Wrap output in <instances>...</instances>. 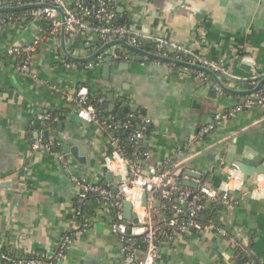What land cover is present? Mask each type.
<instances>
[{"label":"crops","instance_id":"1","mask_svg":"<svg viewBox=\"0 0 264 264\" xmlns=\"http://www.w3.org/2000/svg\"><path fill=\"white\" fill-rule=\"evenodd\" d=\"M115 9L119 23L141 36L145 50L165 37L209 63L225 62L231 75H217L233 93L219 90L214 78L193 69L150 58L138 61L136 53L122 46L98 54L104 44L94 29L70 38L66 34L68 52L81 60L74 61L63 49L61 33L51 35L44 19L23 14L0 18V246L15 256L49 257L66 233L88 222L85 233L74 235L64 264H125L120 238L109 228L114 217L109 204L92 196L83 217L75 214L73 174L117 192L127 168L111 158L114 132L75 113L71 98L82 87L103 115L115 120L112 127L120 128L130 113L139 114L138 129L148 139L147 147L141 140L142 151L149 153L141 160L147 171L160 167L180 174L183 166L213 184L216 166L224 179L221 166L229 163L233 146L237 158L264 162V106L243 107L264 91L263 84L253 92L264 79V0H115ZM40 38L22 66L10 59V48L33 45ZM114 50H125L127 58L114 59L106 75L104 65ZM246 57L250 62H244ZM210 88L217 90V98L208 95ZM239 106V112L229 114ZM219 114L226 117L217 121ZM48 116L56 119L53 128L46 126ZM37 119L42 120L39 127ZM210 124L215 128L193 143ZM146 126L150 133L145 134ZM38 140L48 141V147L36 148ZM65 145L78 148L84 161L65 153ZM198 150L202 155H195ZM195 178L182 179V187L192 189L184 181ZM233 194L235 208L222 207L217 214L226 234L210 227L178 235L161 246L157 264H249L238 257L242 249L264 262V174L246 179L243 173Z\"/></svg>","mask_w":264,"mask_h":264},{"label":"built area","instance_id":"2","mask_svg":"<svg viewBox=\"0 0 264 264\" xmlns=\"http://www.w3.org/2000/svg\"><path fill=\"white\" fill-rule=\"evenodd\" d=\"M39 3H47L62 8L66 17V32L73 36L84 29H94L103 44L114 40H125L138 48L145 46L143 39L137 32L116 23L115 0H74V2L70 0H0V8ZM29 14L35 19L47 21L51 35L56 36L61 32L62 21L61 17H58L56 10L49 7H37L30 9ZM40 40L42 38L33 45L13 46L8 50V55L10 57H18L21 54H25L30 58L32 52L36 51ZM150 51L177 60L197 63L211 68L216 73L231 75L225 67V62L209 63L194 50L174 43L165 37L156 38L154 47ZM184 54L189 56L190 59H184ZM108 56L119 60L127 58V52L125 50H114ZM28 63L29 59L24 66H27ZM90 66H92L91 63L87 65V67ZM200 74L204 76L203 73L200 72ZM71 99L73 109L79 118L94 123L104 130L110 126L108 121L103 118L94 100L90 98L89 90L86 87L77 90ZM256 104L264 106V91L259 92L254 99L247 101L243 107H252ZM241 109L242 106L236 107L229 114H235ZM128 116L132 118L135 114L130 113ZM225 117V114H219L217 115V121ZM47 120L53 123L56 119L48 116ZM125 126H130V122H127ZM214 128L215 124L204 126L199 134L193 138V143H200ZM132 137L137 140L138 145L131 156L125 153L118 137L113 136L110 141L112 147L111 158L115 157L127 165L117 192L100 183L89 182L85 177L78 174L72 175V180L78 188L76 216L83 217L84 206L92 196H97L109 204V207L114 212L109 228L120 238L125 264H157L163 244L169 243L176 236L192 230L213 227L220 233L226 234V230L221 226L213 224L202 225L198 215L205 209V202L207 201L219 202L228 211L235 208L238 204V199L233 194V191L237 182H241L243 176L240 167L235 163L223 161L221 168L224 173V179L221 185L215 187L207 178L199 175L198 178L194 179L197 184L195 188L197 191L195 192L193 188L189 189L180 186V183L176 180V176H179V174L174 169V172L172 170L160 171V167H152L147 171L140 157L148 156L149 153L143 152L139 148V144L144 137V129L136 130ZM35 147L39 149L47 148L48 144L38 140L35 142ZM199 153L200 151L198 150L195 155ZM58 156L65 166H69V161L64 154L58 153ZM182 163L184 162L182 161ZM179 170L180 173L183 170L182 179L187 180L190 176L187 174L188 170L183 166ZM144 191H147L146 206L142 204ZM126 200L132 202L133 210L137 213L136 220L129 221L125 219L124 202ZM157 202H160V206L156 205ZM166 202H169L170 205L167 206ZM169 208L172 216L167 218L165 213ZM88 227L89 223L86 222L79 230L66 233L56 250L49 257H19L0 246V261L9 264H64L66 253L73 246L74 235L85 233ZM139 251H142V256H137ZM244 252L249 259V264H258L249 250L245 249Z\"/></svg>","mask_w":264,"mask_h":264},{"label":"water","instance_id":"3","mask_svg":"<svg viewBox=\"0 0 264 264\" xmlns=\"http://www.w3.org/2000/svg\"><path fill=\"white\" fill-rule=\"evenodd\" d=\"M37 7H42V8L43 7H49V8H52V9L56 10L60 14L61 21H62V28H61V32L60 33H61V36H62L63 49H64L65 53L67 54V56L69 58H71L72 60H74V61L75 60H80V59L72 56L68 52V50L66 48V43H65V38H66V34H67V32H66V17H65V14H64V11L62 10V8L54 6V5H51V4H47V3H39V4H27V5H23V6H14V7H2V8H0V13L22 11V10H25V9H32V8H37ZM121 10H122V8H120V11ZM112 46H122V47H124V48H126V49H128V50H130V51H132L134 53H136V55H138V56H136L135 59L138 60V61H143L146 58H150V59H153V60H157L159 62H164V63L177 65V66H183L185 68L196 70L198 72L203 73L204 76H211L212 78H214L215 79V83L217 84V86L219 87L220 90H224V91L233 93V91L231 89L227 88L224 85V83L219 79V76L217 75V73L214 70H212L211 68H209V67L202 66V65L197 64V63H191V62L184 61V60H177V59H174L172 57L156 54V53H153V52H151L149 50H145L143 48L135 47V46L129 44L125 40H114V41H111V42H108V43L104 44L103 47L99 50L98 54H100L101 52L107 50L108 48H110ZM89 60H91V58H88V59L83 60V61L86 62V61H89ZM112 61H114V59L112 57H107V63L104 65V69H105L106 75H107V73L110 70ZM244 62H250V60L246 57V58H244ZM121 65L125 66L126 64H121ZM263 84H264V79L259 83L258 87L253 90V92H257L263 86ZM208 95L212 96L214 98H217L218 97L217 90H214L213 88L208 89ZM41 121H42L41 119H37L35 121L36 127H39L41 125ZM208 122L209 123L212 122V118L208 119ZM45 136L47 138L49 137V131L48 130L45 131ZM144 139H145L144 147H147L148 146L147 136H145ZM63 148H64V152L65 153L72 154V156H74V158L78 162H83L84 161V158L79 155V152L77 150L78 148L71 147V146H68V145H65ZM234 149L235 148L233 146L232 149H231L232 153L228 154L227 160H228L229 163L237 164L240 167V169L242 170V172L245 174V178L246 179L251 177L253 174H264V162L245 161L241 157L237 158L234 155V153H233ZM203 154H205V153H203ZM200 155H202V154H200ZM213 172H214V175H213V178H212L213 185L215 187H219L221 185L222 181H223V177L219 173V168L217 166L214 167ZM187 174H189L192 177H197V178L199 177V174H197L195 172H192V171H187ZM182 175H183V170L179 174V176L182 177ZM107 176L109 178H111L112 175H111L110 172H108ZM184 184L186 186H189V187H192V188H196L197 187V184L195 182H189V181L185 182L184 181ZM142 204L144 206L147 205V191H144L143 194H142ZM156 205L160 206V202H157ZM124 216H125V219H127L129 221L137 219V213L133 210V205H132V202L130 200H126L124 202Z\"/></svg>","mask_w":264,"mask_h":264},{"label":"trees","instance_id":"4","mask_svg":"<svg viewBox=\"0 0 264 264\" xmlns=\"http://www.w3.org/2000/svg\"><path fill=\"white\" fill-rule=\"evenodd\" d=\"M29 12H30V9H25V10H22L20 12H3V13H0V18H8V17L17 18V17H20L22 14L24 16H27V18H33V17L30 16ZM116 23L120 24L118 19H116ZM49 28H50V26H49ZM67 36L70 38L71 34L67 33ZM102 44H103V42L100 40V45H102ZM125 50L128 52V49H125ZM183 56H184V59H186V60L190 59V57L185 55V54ZM25 57H26L25 54H21L18 57H10V59L13 62H16L18 65L22 66L23 65L22 62L25 59ZM193 72L194 73H198L195 70H193ZM89 96H90V98L92 100H94L96 106L99 108V104L97 103V101H95V98L93 97V95L91 93H89ZM99 110H100V108H99ZM101 114H102L103 118L106 119L108 121V123L110 124L108 129L112 130L114 132L115 136L119 138L120 144L124 148L125 153L128 156H131L132 153L136 150L137 145H138L137 144V140H135L132 136H133V133L136 130H138V127L140 125L139 114L135 112L134 113L135 114L134 117H132V118H130L129 116L126 117L123 120L122 126L120 128H117V126H116V128L112 127L114 125L113 122H115V120L112 122V121H110V119L108 117L103 115L102 112H101ZM127 122H130V126H128V127L125 126ZM54 124H55L54 122L52 123L51 121H47L46 126H47V128H53ZM150 130L151 129L147 128V126H146L145 134L150 133ZM44 142L48 144V141L44 140ZM139 148L142 151L141 143L139 144ZM57 151L61 152V148L57 147ZM140 159L142 160L143 158L140 157ZM176 180L180 183V186L182 187V181H183L182 177L176 176ZM193 191L196 192L197 190L195 188H193ZM174 197H176V195H174ZM203 201H207V200H203ZM205 203H206L205 209H203L198 215L199 221L204 226L211 225V224L216 225V226H221L220 222L217 220V214L221 210L223 205L221 203H219V202H216V201L215 202L214 201H210V202L207 201ZM166 204H167V206L170 205L169 202H166ZM165 215H166L167 218L172 216V212H171L170 208L167 209ZM237 252H239L238 253V257H242L243 256L244 259H245L244 261H248L249 260L247 258V256H246L245 252H244V249H242L241 251H237ZM254 260H256V262H258V264H264V262H260L255 256H254Z\"/></svg>","mask_w":264,"mask_h":264}]
</instances>
